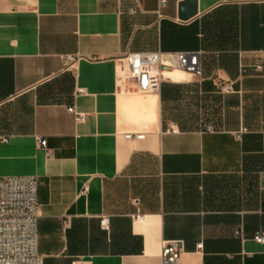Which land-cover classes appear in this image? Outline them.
I'll list each match as a JSON object with an SVG mask.
<instances>
[{"label":"crops","instance_id":"0c3cea01","mask_svg":"<svg viewBox=\"0 0 264 264\" xmlns=\"http://www.w3.org/2000/svg\"><path fill=\"white\" fill-rule=\"evenodd\" d=\"M181 1L0 0V179H36L42 264H161L167 241L175 264H264V0L185 23ZM137 52H200V76L125 92Z\"/></svg>","mask_w":264,"mask_h":264},{"label":"built area","instance_id":"2783aa9c","mask_svg":"<svg viewBox=\"0 0 264 264\" xmlns=\"http://www.w3.org/2000/svg\"><path fill=\"white\" fill-rule=\"evenodd\" d=\"M165 0H157V7H163ZM200 52H137L125 53L122 56L126 72L123 77L125 92L144 95L155 88L159 82V75L164 71L176 69L195 78L200 76ZM76 58L63 56L62 70H69ZM127 84V85H125ZM219 94H228L234 91L230 83H217ZM77 90L76 94H81ZM66 112L73 116L74 121L81 123L85 117L76 113L73 107L66 108ZM171 133L177 129L170 127ZM205 132H211L210 126L204 127ZM142 139V134H126L129 139ZM6 142L5 138L0 139ZM38 147L44 149L45 141L38 140ZM49 156V151L45 150ZM36 179L30 176L7 177L0 179V264H42V258L37 253L38 204L36 200ZM86 192V187L80 194ZM135 220L140 217L135 216ZM103 229L107 228V219L101 218L99 222ZM254 242L264 244V234L257 233ZM196 250L201 249V244L196 245ZM181 247L177 241L162 242L160 247L161 264H175L178 261ZM74 264H86L77 261Z\"/></svg>","mask_w":264,"mask_h":264},{"label":"water","instance_id":"95a60500","mask_svg":"<svg viewBox=\"0 0 264 264\" xmlns=\"http://www.w3.org/2000/svg\"><path fill=\"white\" fill-rule=\"evenodd\" d=\"M196 14L195 0H182L177 5L176 18L185 23Z\"/></svg>","mask_w":264,"mask_h":264},{"label":"rangeland","instance_id":"374dc122","mask_svg":"<svg viewBox=\"0 0 264 264\" xmlns=\"http://www.w3.org/2000/svg\"><path fill=\"white\" fill-rule=\"evenodd\" d=\"M175 71H176V69H173V70L167 71V72H174V74H175L176 73ZM138 96L140 97L141 95H138Z\"/></svg>","mask_w":264,"mask_h":264},{"label":"bare ground","instance_id":"6f19581e","mask_svg":"<svg viewBox=\"0 0 264 264\" xmlns=\"http://www.w3.org/2000/svg\"><path fill=\"white\" fill-rule=\"evenodd\" d=\"M173 70V69H172ZM171 71V70H170ZM177 71V70H176ZM164 72H167V71H164ZM162 74H163V72H162Z\"/></svg>","mask_w":264,"mask_h":264}]
</instances>
